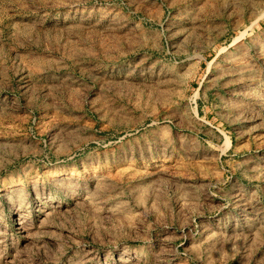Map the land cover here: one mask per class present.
<instances>
[{
  "label": "rangeland",
  "instance_id": "1",
  "mask_svg": "<svg viewBox=\"0 0 264 264\" xmlns=\"http://www.w3.org/2000/svg\"><path fill=\"white\" fill-rule=\"evenodd\" d=\"M0 264H264V0H0Z\"/></svg>",
  "mask_w": 264,
  "mask_h": 264
}]
</instances>
